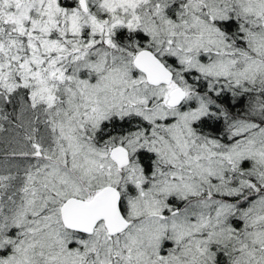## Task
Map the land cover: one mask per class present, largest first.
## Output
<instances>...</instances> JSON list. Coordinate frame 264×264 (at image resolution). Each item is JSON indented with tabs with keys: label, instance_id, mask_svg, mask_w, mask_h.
<instances>
[{
	"label": "snow or ice",
	"instance_id": "6c2138e0",
	"mask_svg": "<svg viewBox=\"0 0 264 264\" xmlns=\"http://www.w3.org/2000/svg\"><path fill=\"white\" fill-rule=\"evenodd\" d=\"M0 264H264V0H0Z\"/></svg>",
	"mask_w": 264,
	"mask_h": 264
}]
</instances>
